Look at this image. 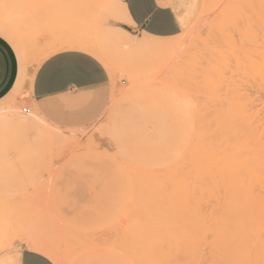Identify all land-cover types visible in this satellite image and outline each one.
<instances>
[{
    "label": "rangeland",
    "instance_id": "rangeland-1",
    "mask_svg": "<svg viewBox=\"0 0 264 264\" xmlns=\"http://www.w3.org/2000/svg\"><path fill=\"white\" fill-rule=\"evenodd\" d=\"M124 5L0 0V25L26 67L0 99L1 114L19 115L18 132L39 120L63 133L45 147L48 129L37 144L13 147L0 129V264H16L23 252L50 264H244L255 257L264 217V17L241 67V49L209 39L224 20L220 0H194L185 27L163 37L145 36ZM68 48L96 56L111 77L102 113L77 127L50 121L17 90L45 57ZM163 109L172 118L165 153L153 115ZM250 145L259 153L251 184Z\"/></svg>",
    "mask_w": 264,
    "mask_h": 264
},
{
    "label": "crops",
    "instance_id": "crops-1",
    "mask_svg": "<svg viewBox=\"0 0 264 264\" xmlns=\"http://www.w3.org/2000/svg\"><path fill=\"white\" fill-rule=\"evenodd\" d=\"M124 4L127 20L145 32V36L163 37L185 27L193 13L194 0H124ZM9 35L0 25V99L9 95L20 79L21 63L14 45L6 37ZM110 87V73L100 59L86 51L63 49L45 57L29 83L25 85L23 80L17 90L21 88L23 97L34 103L50 121L77 127L92 122L102 113L110 96ZM153 115L160 119L165 153L172 144V118L169 109ZM18 119L19 115L11 112L0 114V129L9 131L8 145L14 147L27 139L37 144L39 132L45 130L41 123L32 121L28 123V129L24 127L25 131L20 127L19 133L15 123ZM48 140L51 143L49 137L41 142L43 147L49 145ZM16 264L50 263L36 253L23 252L18 254Z\"/></svg>",
    "mask_w": 264,
    "mask_h": 264
},
{
    "label": "bare ground",
    "instance_id": "bare-ground-1",
    "mask_svg": "<svg viewBox=\"0 0 264 264\" xmlns=\"http://www.w3.org/2000/svg\"><path fill=\"white\" fill-rule=\"evenodd\" d=\"M230 3L227 0H220V2L222 3V8L220 9L219 13H218V17H223V22L224 24H226V28L222 31V23L220 22L218 23V28L216 30V32H212L209 34H212V36L210 37V35L208 34V38L211 39L213 36V39L216 36V40L217 39H222L226 42L227 47L228 48H232V51H241L240 55L242 54V56H240V60L237 57V60L239 64H243L241 65V67H244L245 64L247 63H243L244 60H246L247 62V53L249 52V48L248 45H252L254 46L255 43H258L257 39H256V34L257 32L260 30V26L262 25V16L264 17L263 14V10H264V6H263V2L264 0H229ZM263 20V19H262ZM263 26V25H262ZM259 29V30H258ZM264 30V29H263ZM264 31H261V33H263ZM216 34V35H215ZM264 34V33H263ZM263 36V35H262ZM259 38V37H258ZM69 42V41H68ZM67 43V42H66ZM68 47H76V48H82V49H91L94 50L95 52H97V50H95L94 47H92L91 45H87L83 42H72L70 44L67 45ZM252 46V47H253ZM256 46V45H255ZM259 46V45H258ZM70 49V48H68ZM236 49V50H234ZM238 49V50H237ZM241 49V50H240ZM260 52V50H259ZM262 52V51H261ZM245 53V54H243ZM250 54V53H249ZM260 54V53H259ZM263 55V54H262ZM40 57V56H39ZM251 57V56H250ZM256 57V56H254ZM260 57V56H259ZM262 57V56H261ZM249 58V57H248ZM242 59V60H241ZM254 59V58H253ZM252 59V60H253ZM259 59V58H258ZM21 63V70H20V78H21V73H24L23 69H24V63H22V60H19ZM249 62V61H248ZM254 62V61H253ZM250 63V62H249ZM248 63V64H249ZM252 63V61H251ZM258 63V62H257ZM256 63V64H257ZM247 64V65H248ZM253 65V64H252ZM262 65V64H261ZM26 68V67H25ZM252 68V67H251ZM23 71V72H22ZM24 77V75H23ZM20 80V79H19ZM18 80V82H19ZM8 112L11 113H15L13 110H9ZM0 114H1V109H0ZM41 118V117H40ZM42 119V118H41ZM39 123H41V125L44 127L46 133H48V130H51L48 134V137L52 142H55L58 137L63 136L62 132H54V129L52 130L51 128H49L47 125H45L44 123H42L41 121L38 120ZM252 124L250 122H247V127L251 126ZM253 127V126H252ZM48 129V130H47ZM256 129V126H255ZM257 130V129H256ZM53 131V132H52ZM53 133V137H51ZM59 134V135H55L54 134ZM65 136V135H64ZM66 137V136H65ZM62 138V137H60ZM59 138V139H60ZM253 141V140H250ZM253 143V142H251ZM249 151L247 156L245 155L246 160L249 162L247 163L246 166V171H245V180L247 182H249V184H251L254 180L255 177V171L252 170V168L255 166V163H258L257 160L259 158V153L258 151H255L256 148L253 147V145H250L249 147ZM254 160V161H252ZM264 212V211H263ZM258 214L261 215V210L257 211ZM250 214V219L252 217L253 213H249ZM257 220V219H256ZM257 232H258V236H256V242H255V257L254 259H252V261L250 259H247L246 257L242 258L244 264H264V217L257 220ZM56 229V228H55ZM61 231V230H60ZM2 234V233H1ZM7 234V233H6ZM62 234V233H61ZM5 235V232H4ZM3 235V236H4ZM1 236V235H0ZM2 238V237H1ZM4 239V238H3ZM7 239V237H6ZM6 241V240H5ZM8 241H11L8 239ZM31 241V240H29ZM2 242V241H1ZM118 242V241H117ZM120 242V241H119ZM122 242V240H121ZM4 243V242H3ZM9 243V242H8ZM63 243V242H61ZM97 243V242H96ZM127 243V242H123ZM187 243V242H186ZM188 243H190L188 241ZM7 244V243H6ZM129 244V243H128ZM159 244V243H158ZM3 245V244H2ZM126 245V244H125ZM130 245V244H129ZM145 245L147 246V244L145 243ZM144 245V246H145ZM154 245V244H153ZM160 245V244H159ZM162 245V244H161ZM167 245V244H166ZM184 245V244H183ZM1 246V245H0ZM143 246V245H142ZM173 246V245H172ZM186 246V245H185ZM2 247V246H1ZM128 247V245H127ZM149 247V246H147ZM132 248V247H131ZM151 248V246H150ZM153 248V247H152ZM151 248V249H152ZM160 247H157V249ZM137 249V248H136ZM136 249H134L136 251ZM164 249V248H163ZM131 250V249H130ZM133 250V251H134ZM154 250V249H152ZM156 250V249H155ZM193 250V249H192ZM158 252V250L156 251ZM135 253V252H134ZM168 253V252H167ZM133 254V253H132ZM166 255V254H165ZM151 257V256H150ZM155 257V254L154 256ZM158 257V256H157ZM159 260V258H157ZM165 257V256H164ZM166 258V257H165ZM236 257L232 258L235 259ZM240 258V257H239ZM150 259V258H149ZM153 260L155 258H152ZM155 259V261H156ZM151 260V259H150ZM238 261V260H237ZM144 262V261H143ZM235 262V261H233ZM161 263V262H160ZM151 264V263H150ZM157 264V263H156Z\"/></svg>",
    "mask_w": 264,
    "mask_h": 264
},
{
    "label": "built area",
    "instance_id": "built-area-1",
    "mask_svg": "<svg viewBox=\"0 0 264 264\" xmlns=\"http://www.w3.org/2000/svg\"><path fill=\"white\" fill-rule=\"evenodd\" d=\"M23 111L24 112H29V109L28 108H23Z\"/></svg>",
    "mask_w": 264,
    "mask_h": 264
},
{
    "label": "snow or ice",
    "instance_id": "snow-or-ice-1",
    "mask_svg": "<svg viewBox=\"0 0 264 264\" xmlns=\"http://www.w3.org/2000/svg\"><path fill=\"white\" fill-rule=\"evenodd\" d=\"M41 255H44V253H40Z\"/></svg>",
    "mask_w": 264,
    "mask_h": 264
}]
</instances>
